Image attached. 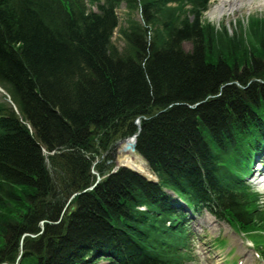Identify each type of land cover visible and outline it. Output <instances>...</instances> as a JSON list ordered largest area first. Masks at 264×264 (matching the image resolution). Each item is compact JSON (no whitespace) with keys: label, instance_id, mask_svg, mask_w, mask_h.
I'll return each instance as SVG.
<instances>
[{"label":"trees","instance_id":"1","mask_svg":"<svg viewBox=\"0 0 264 264\" xmlns=\"http://www.w3.org/2000/svg\"><path fill=\"white\" fill-rule=\"evenodd\" d=\"M87 1L0 0V84L18 109L0 103V264L21 248L20 264H182L188 214L164 188L264 230L259 194L241 192L248 148L264 141V19L232 36L203 21L209 0ZM141 116L137 150L162 182L121 169L54 224L91 185L93 155ZM42 148L68 150L49 156L67 176L58 188ZM25 234L40 235L22 246Z\"/></svg>","mask_w":264,"mask_h":264},{"label":"rangeland","instance_id":"2","mask_svg":"<svg viewBox=\"0 0 264 264\" xmlns=\"http://www.w3.org/2000/svg\"><path fill=\"white\" fill-rule=\"evenodd\" d=\"M215 1L216 0L212 1L210 10L205 14V20L215 24L217 28L221 31L227 28L230 34H233V32L240 31L242 23L246 24L247 21H249V17L258 16L259 19H264V8H259L255 4L258 2V0H255V2H252L253 0H246L243 2L242 7L240 9H235V11L231 13H226L221 17L213 16L214 13L212 12V10L219 3L218 0L216 2ZM118 14L120 17L121 26H123L126 14L125 4H123L119 8ZM114 43L120 50L124 49L125 47L124 41L119 37L118 30L115 32L114 35ZM183 47L186 51L192 50V45L190 42H185L183 44ZM5 96L6 93L4 89L3 91L0 90V103L7 100L5 99ZM120 149H122V146L119 147V150ZM119 155L120 154L116 155V159H119ZM89 157L91 158V156ZM106 160L107 159L104 158L103 163ZM109 160L112 161L110 158ZM114 163L112 162L111 164L107 165L108 171L113 167ZM101 166H103L102 162L96 167L97 172H100ZM48 170L49 173H51V176L54 179L56 178V186L58 188V184H60L61 182L60 178H62V180H66V174L62 170L61 165L58 163H55L53 165L51 162H48ZM258 188L261 189L259 185ZM261 191L264 192L263 189H261ZM68 209L69 207L67 206L66 210ZM191 225L192 231L194 232V234L197 235L196 241L198 242L199 247L197 249L199 260L198 264H227L225 260V258L227 257L226 253H228V251L234 247L237 249V255H239V260L242 259L244 262H247L249 264H263L261 260L255 256L254 251L250 248V243L247 242L242 235L232 230L228 224L218 221L208 213L198 215L195 220L191 223ZM218 238L227 239L228 244L225 247H222L221 245H213V241ZM203 239L204 242H201V240ZM249 249L252 251H249ZM229 254L233 255L234 252L230 251ZM232 259L233 257L229 258V260Z\"/></svg>","mask_w":264,"mask_h":264},{"label":"bare ground","instance_id":"3","mask_svg":"<svg viewBox=\"0 0 264 264\" xmlns=\"http://www.w3.org/2000/svg\"><path fill=\"white\" fill-rule=\"evenodd\" d=\"M218 1H219L218 5L216 7H214L212 10V12L214 13L213 16H215V17L216 16L221 17L226 13H231V12L235 11V9H240L242 7L243 2L246 0H218ZM252 2H255V0H253ZM252 2H250V3H252ZM255 4L259 8H262V9L264 8V0H258V2ZM251 8H253V7H251ZM252 17H249V18H252ZM120 155H121L120 159H119L120 164H124L127 167H130V168L136 170L141 175H143L147 178H150L152 180L155 178V176L151 173V171L147 167L144 160L141 157H139L136 153H133V152L125 153V152L121 151ZM78 196H80V195H78ZM57 197H58L60 202L63 201V199L60 196H57ZM23 239L24 238H22V242H21L22 246H23ZM23 252H24L23 250H20V252L17 256L16 262L21 261L22 256H23Z\"/></svg>","mask_w":264,"mask_h":264},{"label":"water","instance_id":"4","mask_svg":"<svg viewBox=\"0 0 264 264\" xmlns=\"http://www.w3.org/2000/svg\"><path fill=\"white\" fill-rule=\"evenodd\" d=\"M93 131H94V129L92 128V129H91V132H93ZM137 136H138V135H135V137H137ZM135 147H136V143H134V142H128L127 145H126V147H125V150H130V149L134 150ZM97 176H98V175H97ZM100 179H101V178L98 176V181H99ZM77 195H79V193L74 194V195L72 196V198L76 197Z\"/></svg>","mask_w":264,"mask_h":264}]
</instances>
